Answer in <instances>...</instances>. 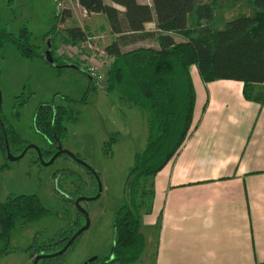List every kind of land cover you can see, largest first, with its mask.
Returning <instances> with one entry per match:
<instances>
[{"label": "trees", "instance_id": "16d2710c", "mask_svg": "<svg viewBox=\"0 0 264 264\" xmlns=\"http://www.w3.org/2000/svg\"><path fill=\"white\" fill-rule=\"evenodd\" d=\"M13 1L7 0L8 6ZM76 1L85 15H105L110 32L115 35L104 46L105 55L112 57L105 88L107 91L118 89L122 98L148 114L146 142L143 150L134 155L126 201L116 211L112 223L114 242L108 257L102 259L103 264H136L145 247L140 231L141 208L145 204L150 206L153 195L146 181L174 156L192 125L195 90L190 67H197L205 83L221 79L240 81L245 99L264 103V0H151V5L139 0H110L122 9L107 4L105 0ZM70 16L71 10L66 6L55 13V19L62 23ZM152 21L155 30L146 31L145 24ZM64 30L65 41L73 45L90 37L86 28L78 25ZM56 35L54 23L43 35L49 41L46 49L49 53ZM175 36H179V40ZM30 38L31 32L25 25L17 32L3 26L0 9V51L11 44L23 59H46ZM151 39L156 45L138 44ZM47 62L57 68L77 69L87 77L86 70L74 62L65 61L62 54ZM93 84L87 78V88L80 99L57 92L51 100L36 108L32 127L49 141L51 147L55 140L66 137V122L76 119L64 102L85 104L90 91L96 89ZM25 89L26 86L13 97L10 116L0 108V154L4 156L5 140L17 150L27 145L12 122L19 120L20 110L28 100ZM57 96L63 103H58ZM114 142V137L104 142L105 152L111 151ZM41 152L52 155L55 149ZM5 168L7 164L0 166V169ZM85 170L92 176L87 168ZM63 174L74 188L73 197L93 195L74 170ZM56 191H59L58 187ZM73 197H67V200L73 201ZM48 214L36 194H8L0 201V255L7 253L10 234L18 222L36 221ZM80 226L60 228L49 243H37L36 237L33 238L28 248L32 260L36 254H52L60 250ZM78 237L66 251L43 257L38 264H62Z\"/></svg>", "mask_w": 264, "mask_h": 264}, {"label": "rangeland", "instance_id": "374dc122", "mask_svg": "<svg viewBox=\"0 0 264 264\" xmlns=\"http://www.w3.org/2000/svg\"><path fill=\"white\" fill-rule=\"evenodd\" d=\"M58 2L71 6L74 1L14 0L13 5L8 6L7 0H0L2 25L12 32H17L25 25L31 32V43L38 47L39 53L46 56V49L50 44L43 35L55 23L58 35L52 52H48L49 59L53 61L54 57L62 54L65 61L76 63L86 72L94 65L102 75L101 79L95 81L88 72L86 77L71 67L57 68L49 64L47 58L23 59L9 44L0 51L1 108L6 116H10L13 97L20 94L26 86L28 100L20 110L19 120L12 122L27 142L25 144H33L41 151L52 150L49 141L38 135L32 127L36 108L40 103L51 100L57 92L80 99L87 88V78L94 83L96 89L90 91L85 104L64 102L76 119L66 122L67 135L62 140H55L57 146L54 148L66 149L93 166L102 187L98 198L80 203L88 214L89 227L69 249L62 264H89L88 260L96 256L100 260L94 264H103L101 258L108 257L114 242V215L126 201L129 169L133 165L134 155L143 150L146 142L148 114L122 98L118 89L107 91L105 88L106 68L112 57L103 54L104 45L109 42V38L100 20L88 18L83 12H75L73 9L70 18L63 23L57 21L55 13ZM74 25L86 28L90 34L89 40L76 45L65 41L64 29ZM175 39L179 40V36H175ZM138 44L154 45L155 40L141 41ZM56 100L63 103L59 96ZM111 137L115 138V142L111 151L105 152L104 142ZM9 148L14 156L24 149L17 150L15 146ZM51 156L42 154L40 159L34 148H29L16 160H9L7 154H0V166L7 164V168L0 169V201L11 193L36 194L49 211L47 216L39 220L17 223L10 234L7 253L0 255V264H33L28 250L33 238L36 237L37 243H49L60 228L71 229L85 223L84 216L78 213L73 204L76 195L73 197L71 193L74 188L63 172L74 170L89 186L90 193L96 194L98 188L91 183L93 175L90 176L83 166L68 156H58L47 164ZM56 187L59 191H56ZM70 196L73 201L67 200ZM136 264H141L140 259Z\"/></svg>", "mask_w": 264, "mask_h": 264}, {"label": "crops", "instance_id": "0c3cea01", "mask_svg": "<svg viewBox=\"0 0 264 264\" xmlns=\"http://www.w3.org/2000/svg\"><path fill=\"white\" fill-rule=\"evenodd\" d=\"M73 1L66 8L83 12ZM86 16L100 20L109 42L115 37L105 15ZM145 30L154 31L155 22ZM190 76L195 102L189 134L146 181L153 195L141 212L140 262L264 264V103L245 99L240 81L205 83L195 65Z\"/></svg>", "mask_w": 264, "mask_h": 264}, {"label": "water", "instance_id": "95a60500", "mask_svg": "<svg viewBox=\"0 0 264 264\" xmlns=\"http://www.w3.org/2000/svg\"><path fill=\"white\" fill-rule=\"evenodd\" d=\"M49 57H50V55H49V53L47 51L46 52V58L49 60ZM49 61H51V60H49ZM1 103H2V94H1V91H0V108H1ZM29 148H34L36 150V152H37L38 158L42 159L41 150L38 147H36L35 145H33V144H28L20 152L19 155L14 156L10 152V148H9V145H8L7 141L5 142L6 154H7V158L9 160H16V159L21 158ZM62 155L68 156L69 158L75 160L78 164H80V165L84 166L85 168H87L88 171H90L92 173L94 179L96 180L98 190H97L96 194L93 195V196L77 197L75 199V201H74V204L77 207L78 211L81 212V214L84 216L85 223L71 235V237L67 240V242L64 244V246L60 250H58V251H56V252H54L52 254H43V253L36 254L34 256V259H33V264H38L39 259H41L43 257H49V256L59 255V254L63 253L64 251H66L69 248V246L72 244V242L75 240V238L78 237L82 232H84L89 227L88 214H87L86 210L80 205V202L83 201V200H94V199L98 198L100 196V192H101V189H102L101 183H100V180H99V176H98L96 170L88 162H86L85 160H83L81 158H78L76 155H74L72 152H70V151H68L66 149H63V148L62 149H60V148L56 149V151L52 154L51 159H50L49 162H47V164L52 163L56 157L62 156ZM93 259L94 258L89 259L88 262H91ZM86 264H87V262H86Z\"/></svg>", "mask_w": 264, "mask_h": 264}, {"label": "built area", "instance_id": "2783aa9c", "mask_svg": "<svg viewBox=\"0 0 264 264\" xmlns=\"http://www.w3.org/2000/svg\"><path fill=\"white\" fill-rule=\"evenodd\" d=\"M64 7H65V5H63L62 2H58L56 12L61 11ZM89 38H88V40H89ZM103 54L105 55V52ZM111 60H112V58H111ZM93 66H91L92 68H90L89 71L87 70V72H88V75H90L95 81H98L99 79H101L102 75L98 72L97 67H95V66L93 67Z\"/></svg>", "mask_w": 264, "mask_h": 264}, {"label": "flooded vegetation", "instance_id": "af4514ba", "mask_svg": "<svg viewBox=\"0 0 264 264\" xmlns=\"http://www.w3.org/2000/svg\"><path fill=\"white\" fill-rule=\"evenodd\" d=\"M56 144H57V143H55L54 146H57ZM52 146H53V145H52ZM54 146H53V148H54ZM54 149H55V148H54ZM55 151H56V149H55ZM81 166H82V165H81ZM94 180H95V179H93V180L91 181V183L97 186V182H96V180H95V182H94ZM93 182H94V183H93ZM94 194H95V193H94ZM94 194H93V195H94ZM91 196H92V195H91ZM77 197H81V196H76V198H77ZM84 197H85V196H84ZM76 198H75V199H76ZM74 201H75V200H74ZM74 201H73V202H74ZM81 202H82V201H81ZM81 202H80V203H81ZM73 204H74V203H73ZM78 213H81V212L78 211ZM80 227H81V226H80ZM80 227H79V228H80ZM93 258H94V259H93L92 261H94V262H92V261H91V262H88L89 264H92V263L94 264L95 261H99V260H100V258L97 257V256H96V257H93ZM101 259H103V258H101ZM104 259H105V258H104ZM101 262H104V261L102 260Z\"/></svg>", "mask_w": 264, "mask_h": 264}]
</instances>
